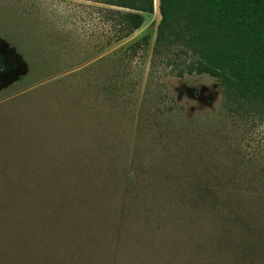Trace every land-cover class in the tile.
Masks as SVG:
<instances>
[{
	"label": "rangeland",
	"instance_id": "rangeland-1",
	"mask_svg": "<svg viewBox=\"0 0 264 264\" xmlns=\"http://www.w3.org/2000/svg\"><path fill=\"white\" fill-rule=\"evenodd\" d=\"M107 7L0 0V264H264V211L214 209L264 178V119L154 55L157 0L110 46Z\"/></svg>",
	"mask_w": 264,
	"mask_h": 264
},
{
	"label": "trees",
	"instance_id": "trees-1",
	"mask_svg": "<svg viewBox=\"0 0 264 264\" xmlns=\"http://www.w3.org/2000/svg\"><path fill=\"white\" fill-rule=\"evenodd\" d=\"M108 7L111 24L108 46L118 43L153 14L156 0H94ZM160 20L153 53L166 56L177 74H208L222 90L227 111L240 118L264 119V0H157ZM149 35H141L126 49L145 50ZM31 65V63H30ZM31 67V66H30ZM32 68V67H31ZM246 186L253 190L245 202L239 191H226L229 202L214 209L258 213L264 211V178ZM96 186V185H94ZM137 203L141 198L134 195ZM139 217L140 214L134 213ZM248 219L242 220L246 223Z\"/></svg>",
	"mask_w": 264,
	"mask_h": 264
}]
</instances>
